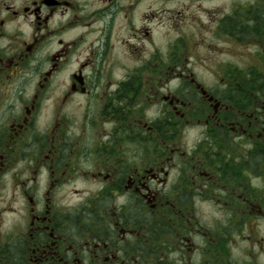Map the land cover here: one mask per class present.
I'll use <instances>...</instances> for the list:
<instances>
[{
    "label": "flooded vegetation",
    "instance_id": "obj_1",
    "mask_svg": "<svg viewBox=\"0 0 264 264\" xmlns=\"http://www.w3.org/2000/svg\"><path fill=\"white\" fill-rule=\"evenodd\" d=\"M0 264H264V0H0Z\"/></svg>",
    "mask_w": 264,
    "mask_h": 264
},
{
    "label": "rangeland",
    "instance_id": "obj_2",
    "mask_svg": "<svg viewBox=\"0 0 264 264\" xmlns=\"http://www.w3.org/2000/svg\"><path fill=\"white\" fill-rule=\"evenodd\" d=\"M184 1H181V2H177V5H181L183 4ZM187 20H190V18H187Z\"/></svg>",
    "mask_w": 264,
    "mask_h": 264
}]
</instances>
